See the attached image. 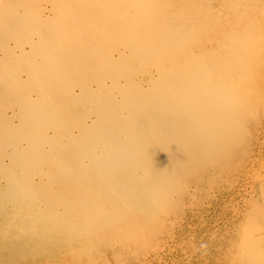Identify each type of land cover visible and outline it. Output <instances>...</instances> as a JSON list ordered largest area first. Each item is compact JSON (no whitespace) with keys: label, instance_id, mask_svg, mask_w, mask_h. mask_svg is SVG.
Listing matches in <instances>:
<instances>
[{"label":"bare ground","instance_id":"obj_1","mask_svg":"<svg viewBox=\"0 0 264 264\" xmlns=\"http://www.w3.org/2000/svg\"><path fill=\"white\" fill-rule=\"evenodd\" d=\"M246 166L264 264V0H0V264H134Z\"/></svg>","mask_w":264,"mask_h":264},{"label":"rangeland","instance_id":"obj_2","mask_svg":"<svg viewBox=\"0 0 264 264\" xmlns=\"http://www.w3.org/2000/svg\"><path fill=\"white\" fill-rule=\"evenodd\" d=\"M247 169L249 170V173H248ZM250 170H251V168L246 166L244 169L242 168V169H239L233 173H229V174L223 176L222 179L218 180L217 182L213 183L212 185H207L205 187L204 194H201L199 196L200 200L197 198L196 200H194V202L193 201L188 202V205L192 207L191 210H192V212H194V215L191 214L187 218H185L186 220L183 222V224H182L183 226L176 233L177 238L175 239V241H170L167 248H163V245H166V244L164 242L161 243L160 241H157L156 243L149 245L144 250L145 252H143V254H142L143 256L141 255L140 259L138 261H136L134 264H153V263L154 264H204V263L205 264H225V263H227V261L228 262L231 261L230 263H233L235 261V259H233V258L237 257V246L236 245H237V241L239 240L237 234L240 231V225L245 221V219L247 217L246 216L247 213H249L252 210V208L254 207L250 204V197H251V193L253 192V184H254L253 176L251 174L252 171L250 172ZM243 172H244V174H243ZM249 174H250V176H249ZM240 176H241V178H240ZM229 177L232 180L229 179ZM238 186H239V188H238ZM225 191H226V193H225ZM204 198H205V200H204ZM201 199H203V201ZM199 202H200V204H199ZM201 203H203V204H201ZM225 203H226V205H225ZM223 205H225V207ZM207 207L208 208L210 207V208L208 209ZM242 207H243V209H242ZM222 209H224V210H222ZM210 211H211V214H210ZM217 215H219V216H217ZM209 217H210V219H209ZM221 217H223V218L221 219ZM188 222H189V224L190 223H192V224L189 225ZM202 229H204V230H202ZM206 230H208V231H206ZM195 240H197V241H195ZM208 245H209V247H208ZM201 246H203L204 248ZM200 247H201V249H200ZM216 247H218V248H216ZM161 249H162V251H161ZM179 249H180V251H179ZM200 250H202V251L200 252ZM162 252H164V253H162ZM217 252H218V254H217ZM173 253H174V255H173ZM212 253H214L215 255ZM199 254H200V256H199ZM205 255L207 258L205 257ZM211 255H213L214 258ZM155 259L157 261H155ZM208 259H210V260H208Z\"/></svg>","mask_w":264,"mask_h":264}]
</instances>
